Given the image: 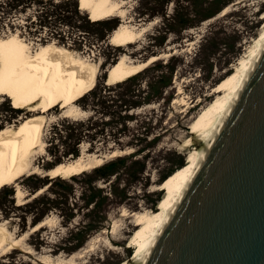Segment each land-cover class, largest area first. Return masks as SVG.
I'll use <instances>...</instances> for the list:
<instances>
[{"label":"rangeland","instance_id":"obj_1","mask_svg":"<svg viewBox=\"0 0 264 264\" xmlns=\"http://www.w3.org/2000/svg\"><path fill=\"white\" fill-rule=\"evenodd\" d=\"M112 1H123V13L115 21L106 18L107 24L86 25V15L95 19L79 7V13L74 14L71 0H46L44 5L33 4L26 9L19 4L16 9L7 6L8 13L0 21V38L13 34L29 51L46 44L63 48L69 57L84 65L97 64L96 80L100 82L112 62L122 56L126 63L137 64L151 56L168 54L145 66L157 64L142 79L116 86L115 83L127 78L110 82L106 77L105 83L110 86L106 94L119 98L130 88L134 99L141 102L127 111L125 123H115L109 115L98 112L97 99L90 98L85 107L76 99L72 106L77 110L65 117L66 108L37 113L31 110L35 105L19 106L13 97L0 96V129L15 127L21 117L39 114L43 117L40 134L43 151L36 148L31 156L39 172L24 174L0 189V227L13 238L27 233L23 241L0 253V264H42L37 259L44 255L67 260L70 254L80 252L83 256L76 259L78 264H119L130 259L135 251L130 241L136 231L134 215L157 209L166 194L164 188L158 187L174 170L185 165L193 148L186 145V137L191 120L214 97L206 99L205 95L245 56L264 25L261 0H229L226 9L198 24L197 11L204 0ZM53 7L68 11V24L52 28L38 23V13L50 12ZM181 18L189 24L187 28H182ZM121 23L138 29L144 27V32L135 43L117 47L110 43L109 35ZM30 29L32 32L28 33ZM100 36L104 39L95 40ZM166 62L168 65L164 67ZM161 69L165 73L172 69L170 83L163 98L146 103L144 98L149 92L146 80ZM112 108L117 109L115 105ZM62 119L84 121L80 139L62 136L50 142L55 135L52 125ZM73 148L77 156L70 152ZM114 150L126 153L110 156L101 164L116 162L115 173L106 178L87 176L96 167L67 178L44 175L55 164L80 156L108 155ZM167 172L169 175L160 180ZM34 183L39 186L33 188ZM16 184L25 196L22 203L13 197ZM39 188L42 191L33 196ZM97 188H102V192L86 203ZM34 218H39L36 223L48 218L50 222L28 233Z\"/></svg>","mask_w":264,"mask_h":264},{"label":"bare ground","instance_id":"obj_2","mask_svg":"<svg viewBox=\"0 0 264 264\" xmlns=\"http://www.w3.org/2000/svg\"><path fill=\"white\" fill-rule=\"evenodd\" d=\"M77 1L79 9L86 11L95 20L110 18L115 21L123 13V1ZM260 4L263 6L264 0H261ZM261 17L264 18V10ZM142 32H144V27L138 29L121 23L113 29L109 35V41L117 47L126 46L135 43ZM263 39L264 25L245 56L240 58L231 72L219 80L212 88L213 91L205 95L206 99L214 97L201 108L198 115L190 122V133L186 137V145H192L193 148L189 152L187 162L174 170L158 187L159 189L164 188L166 194L159 200L157 209L134 213L136 231L130 241L132 246L134 245L135 251L130 259H124L119 264H136L144 255L148 244L159 230L169 207L174 204L189 173L193 171L204 144L212 138V133L223 117L231 98L236 96L235 92L238 91L243 76L251 60L257 54ZM166 55L168 54L151 56L137 64L126 63L122 56L107 68L106 77L110 82L121 81L141 71L154 59ZM88 65L69 57L63 48L46 44L34 51H29L26 44L15 35L4 36V38H0V96L13 97L19 106L35 105L31 110L37 113H44L55 107L66 108L64 115L70 117L74 110H77L72 106V103H75L76 99H79L95 85L97 64L95 66ZM42 123V115H31L21 117V120L13 128L6 126L0 129V189L15 183L24 174L39 172L37 166L31 161V156L35 153L36 148L43 151V141L40 137ZM117 151L114 150L108 155L92 154L88 158L83 157L84 159L81 156L76 157L73 161L55 164L46 169L44 175L61 176V178L75 175L101 165L110 156L126 153L123 150ZM14 186L13 197L16 198V201L18 200L17 203H22V199L25 197L24 193L18 184ZM41 191L42 188H39L33 196ZM46 221L50 222L49 218L31 226L28 233L36 231ZM26 234L13 238L0 227V253L8 252L20 240L24 239ZM81 253H72L68 256L69 258L66 257L67 260H54L48 256L45 257V255L37 260L42 264H78L75 261L83 256Z\"/></svg>","mask_w":264,"mask_h":264},{"label":"water","instance_id":"obj_3","mask_svg":"<svg viewBox=\"0 0 264 264\" xmlns=\"http://www.w3.org/2000/svg\"><path fill=\"white\" fill-rule=\"evenodd\" d=\"M235 93L136 264H264V39Z\"/></svg>","mask_w":264,"mask_h":264},{"label":"trees","instance_id":"obj_4","mask_svg":"<svg viewBox=\"0 0 264 264\" xmlns=\"http://www.w3.org/2000/svg\"><path fill=\"white\" fill-rule=\"evenodd\" d=\"M46 0H0V21L3 20L4 18V14L8 13L7 10V6H10L12 9H16V7L19 5H22V7H28L30 5L33 4H38V5H44L43 3ZM71 4L73 6V8L71 9V11H73L74 14L79 13L78 10V3L77 0H71ZM172 1V0H167ZM175 2V0H173ZM183 1V0H182ZM186 2L188 0H185ZM201 6L199 7L198 12V18L196 19V24H198L199 22L210 18L212 16H214L216 13H218L219 11H221L223 8H225L228 3L229 0H204L201 1ZM24 9V10H25ZM7 10V12H6ZM68 11L61 9V8H57V7H53L50 12L48 11H42L38 13V17H39V24L40 25H49L55 27L61 24H68L67 21V17L68 14H66ZM195 14V13H194ZM183 21L182 24V28H187V26H189V24L186 23V20H183V18H181ZM84 22L86 25H94V24H98V23H104L107 24L108 20L103 19V20H90L88 18V16L86 15L84 17ZM111 27H114V23H111ZM192 25V24H191ZM32 32V30H28V33ZM57 34H59V36H61L60 32H57ZM63 37V36H62ZM94 39V38H93ZM104 39L103 36H100V38H95V40H102ZM92 41L91 39L89 40V42ZM104 61L102 62V65H104ZM113 63V62H112ZM160 63V62H159ZM157 64H154L153 66L155 67ZM161 65V64H160ZM164 67H167L168 63L166 62L164 64ZM152 67H146L144 69H142L141 71L136 72L135 74L131 75L130 77H128L126 80L121 81V82H117L115 83L116 86H120L123 83L128 84L129 82H132V80H136V79H142L145 76H147V72L150 69H154ZM159 67V66H157ZM157 69V68H156ZM161 72L156 74L155 76H150L147 80V86L149 88V92L147 93L145 99V102L148 103L150 101H155L158 99L163 98V92L164 89L169 85L170 83V77H171V72L172 69H170L169 73H165L162 71V69L160 70ZM106 81V76H105V72L103 73L101 82L99 80H96L95 85L89 89L87 92H85L83 95H81L78 99L79 104L82 107H85L88 104V100L90 98L97 99L96 104L97 107L96 109H98V112H101L103 115H109V117H111V119L115 122V123H125V120L128 117V113L127 111L130 108H133L134 106L138 105L140 102V100H135L134 99V94L132 93V89L128 88L124 93H121V95H119V98H114L110 96V93L106 94V91L110 88V86L108 87V85L105 83ZM108 87V88H107ZM120 101L117 104V101ZM111 101V102H109ZM95 104V103H93ZM116 106L117 109H113L112 106ZM123 111V113H121ZM84 121L83 120H77V119H62L59 122H57L56 124L52 125L53 129H54V133L55 135L51 136V141H55V139H61L62 136H64L66 139H80L82 136V133L84 132ZM64 132V134L62 133ZM64 141V140H63ZM73 155L77 156L78 152L76 149H72V151H70ZM116 162L115 161H111L108 162L106 164H103L99 167H96L92 170V173L90 175H87L89 178H96V177H101V178H106L112 174L115 173V168L113 167L114 164ZM171 172V171H170ZM170 172L165 173L160 180H164L167 176L169 175ZM166 176V177H165ZM165 177V178H164ZM39 179V178H37ZM39 186L38 183H34L32 185L33 188H37ZM102 192V188H97L92 192V195L89 196L86 199V203H88L89 201H91L95 195H99ZM111 193V192H110ZM81 196L85 195L84 191H81ZM105 199L108 198L107 194H105L104 196ZM99 205L93 207V209H91L90 211H94L97 209ZM39 220V218H34L33 223L35 224L37 221Z\"/></svg>","mask_w":264,"mask_h":264}]
</instances>
